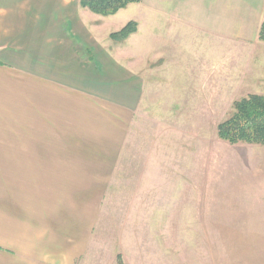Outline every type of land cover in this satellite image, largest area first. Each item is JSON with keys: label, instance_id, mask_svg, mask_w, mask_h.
Instances as JSON below:
<instances>
[{"label": "crops", "instance_id": "1", "mask_svg": "<svg viewBox=\"0 0 264 264\" xmlns=\"http://www.w3.org/2000/svg\"><path fill=\"white\" fill-rule=\"evenodd\" d=\"M131 8L138 31L124 42L110 32L115 50L101 42L105 20ZM99 15L80 0H0V264H82L120 152L177 149L130 133L146 88L143 27L163 34L167 20L172 35L220 49L260 42L264 0H141Z\"/></svg>", "mask_w": 264, "mask_h": 264}, {"label": "rangeland", "instance_id": "2", "mask_svg": "<svg viewBox=\"0 0 264 264\" xmlns=\"http://www.w3.org/2000/svg\"><path fill=\"white\" fill-rule=\"evenodd\" d=\"M137 13L105 20L100 41L114 49L110 32ZM166 21L158 39L142 29L146 88L130 133L148 148L171 137L177 149L120 152L81 263L264 264V145L218 136L236 100L264 95V42L220 49L200 33L172 35Z\"/></svg>", "mask_w": 264, "mask_h": 264}, {"label": "trees", "instance_id": "3", "mask_svg": "<svg viewBox=\"0 0 264 264\" xmlns=\"http://www.w3.org/2000/svg\"><path fill=\"white\" fill-rule=\"evenodd\" d=\"M139 2L141 0H80V5L94 13L110 16ZM137 31L138 22L132 20L110 36L116 42H124ZM259 39L264 42V20ZM218 136L231 144L264 145V95L250 94L236 100L231 115L218 124ZM117 264H125L122 254L117 256Z\"/></svg>", "mask_w": 264, "mask_h": 264}]
</instances>
